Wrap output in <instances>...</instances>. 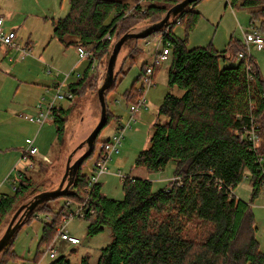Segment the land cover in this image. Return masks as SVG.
<instances>
[{
    "label": "trees",
    "instance_id": "16d2710c",
    "mask_svg": "<svg viewBox=\"0 0 264 264\" xmlns=\"http://www.w3.org/2000/svg\"><path fill=\"white\" fill-rule=\"evenodd\" d=\"M136 1L68 0L67 13L52 19L53 36L62 44L93 46L80 77L68 83L74 97L81 94L91 76L96 55L108 57L112 41L105 38L107 34L118 39L137 26L156 22L181 0H150L144 12L136 7L125 14ZM198 1H192L174 17L165 31L164 38L170 43L166 83L181 93L168 91L163 95L149 145L133 161L134 166L148 171H158L172 161L175 179L153 189L151 180L145 177H125L122 198L107 197L98 181L89 185V175L81 172V165L94 152L96 137L71 187L61 195L67 205H83V217L89 220L87 235L109 228L110 241L100 249L96 264H264L249 204L229 191L241 183L245 174L250 180L251 200L262 187L264 166L259 165L257 155L264 156V80L252 56L248 60L237 58V53L244 50L240 40H231L226 53L212 45L187 48L184 40L172 34L174 25L184 24L187 30L197 21L199 13L192 11L191 5ZM229 4L250 8V24L264 31V0H229ZM131 40L137 39L127 41ZM235 58L236 63L220 66V59ZM145 66L146 62L140 65L139 75L125 92L129 102L138 94L134 84ZM159 68L154 67L153 77ZM70 110V106L62 105L52 109L58 141L63 140ZM161 117L165 118L163 122ZM108 119L107 111L105 125ZM253 125L259 136L255 149L246 136ZM19 173L13 192H0V224L32 187L30 176ZM48 202L38 205L24 220L26 223L39 214L47 216L40 236V241L47 244L71 211L65 204L53 210ZM191 221L202 228L198 239L186 233L185 227ZM17 231L0 252V264L16 258L11 244ZM39 257L33 258L32 264H38ZM46 264L75 263L61 255ZM76 264H90L88 255Z\"/></svg>",
    "mask_w": 264,
    "mask_h": 264
},
{
    "label": "rangeland",
    "instance_id": "374dc122",
    "mask_svg": "<svg viewBox=\"0 0 264 264\" xmlns=\"http://www.w3.org/2000/svg\"><path fill=\"white\" fill-rule=\"evenodd\" d=\"M68 8V0H0V16L4 19L5 28L14 31L13 40L16 44L12 47L0 46V192H13V187L18 182L19 171L30 176L32 182V187L20 197L13 210L0 224V237L22 202L59 184L65 172L67 159L71 155L72 163L84 152L86 145L81 143L100 119L97 89L102 84L106 70L108 57L105 54L96 55L97 59L94 62L96 67L82 88L81 94L69 101L59 102V105L71 108L62 141L57 140L55 125L51 119L42 125L29 120L30 116L35 117L34 105L41 96L38 94L40 91L38 86H49L48 88L52 89L55 83L63 81L66 72L74 67L76 71L82 72L87 65V60H79L77 46H66L53 36L52 19L65 15ZM191 10L198 12L199 18L189 29L185 30L184 24H176L172 28V34L184 40L187 48L212 45L214 49L225 50L227 53L231 40L241 41V30L248 29L250 25V8L230 5L228 0H200L191 5ZM170 19L172 22L173 17ZM146 25L137 26L132 31ZM259 33L264 35V31ZM158 34L160 33L152 32L145 38L127 41L118 52L114 67L116 82L105 95L106 108L109 112L108 123L97 136L93 154L81 165L82 173L90 175L93 172L99 144L116 132L119 124L126 123L130 102L125 98V92L139 75L140 65L144 62L146 65L150 63L156 39L159 38ZM116 40L115 38L111 42V46ZM23 50L28 53L24 55ZM250 54L264 80V48L256 50L252 47ZM237 61V58L220 59V66L231 65ZM167 64L168 62L160 66L154 75V85L146 92L147 108L135 113V121H132L131 127L123 132L119 152L111 156L105 163L106 170L99 175L101 191L107 197L122 198V180L125 177H145L151 180L153 189H158L169 180L175 179V176H172L174 171L172 161L158 171H148L133 164L136 154L149 145V137L162 95L168 91L176 95L181 93L180 89L168 87L166 83ZM73 80H76L74 74L65 81L62 91H66L68 83ZM139 83V80L135 81L134 86H138ZM50 94L47 93V97ZM160 120L163 122L165 118L161 117ZM25 138H34L38 150L27 160H20ZM233 192L236 197L249 204L258 249L264 253V187H261L260 193L251 200L250 180L245 174ZM47 201L53 210H58L64 204L72 212L76 210L73 203L66 204L63 196ZM46 218V215L39 214L19 228L11 244L16 258L4 260L3 264H32V259L39 255L38 264H46L51 260L47 255L42 256L48 244L40 241L41 229ZM88 222L89 220L83 216H73L68 220L66 230L78 237L80 243L71 245L62 239H55L53 249L56 257L66 256L71 263L76 264L81 257L88 255L89 263L96 264L100 249L110 241V230L105 227L92 236L87 235ZM185 228L187 235L196 239L202 230L192 221L187 223Z\"/></svg>",
    "mask_w": 264,
    "mask_h": 264
},
{
    "label": "built area",
    "instance_id": "2783aa9c",
    "mask_svg": "<svg viewBox=\"0 0 264 264\" xmlns=\"http://www.w3.org/2000/svg\"><path fill=\"white\" fill-rule=\"evenodd\" d=\"M150 0H137L132 7H130L125 14L132 13L136 7L139 8L141 12H144L146 4ZM229 2V0H228ZM176 23H179V19H175ZM170 25V24H169ZM169 25L164 28L163 31L158 34L159 38L156 39L155 42V50L152 54V58L150 59V63H148L143 72L141 73L139 79V85L136 87L138 94L136 95L134 101L128 104V112L129 117L126 123L119 124L117 126L116 132H114L110 137L106 138L99 144V150L97 158L94 162L93 172L89 175V185H93L99 179V175L106 170L105 163L111 159V156L119 152V146L123 139V132L128 128L131 127V122L135 121V113L141 109L147 108V99H146V92L154 85V77H153V69L155 66H161L169 62L170 59V43L164 38V34L166 29L169 28ZM241 42L244 46L243 51H239L237 53V58H246L247 60L251 58V48L254 47L256 50H261L264 48V35L259 33L256 26L250 24L248 29L241 30ZM15 33L11 29H6L4 24V19L0 16V46L12 47L16 46L14 43ZM106 39L114 41L111 35L107 34L105 36ZM93 46L84 47L78 46L77 52L79 56V60L88 59L91 56V49ZM24 55L28 52L23 50ZM95 61H93L91 65V70L95 69ZM78 63V62H77ZM76 63V64H77ZM76 66V65H75ZM246 66L247 63H246ZM76 67L72 68L68 72L64 74V79L62 82H57L52 87L51 92H49V88H46L45 92L40 96V99L35 104L36 114L35 117L30 116L29 120L37 122L39 124H43L46 120L51 119V112L53 108H57L60 105L61 100H71L74 98V94L71 90L67 89L66 91H62L63 86H65V81L71 77V75H75L76 78L80 77L81 72L75 70ZM247 69H250L247 67ZM58 75V73H56ZM250 78V75H248ZM46 93H51L50 96L47 97ZM134 117V120H133ZM255 126L253 125L252 128L247 132L246 136L248 140L252 143V147L255 149L259 143V136L254 129ZM25 147L22 149V154L20 156V160H27L29 157L34 156L37 153V146L34 143V138H25L24 140ZM258 163L263 168L264 163V156L257 155ZM26 169V167L24 168ZM20 172V171H19ZM20 174V173H19ZM18 174V175H19ZM121 176V175H120ZM122 177V176H121ZM262 187H264V179L262 180ZM234 189L229 188L230 194L235 195L233 192ZM236 196V195H235ZM83 205L77 206L75 212L69 211V213L61 220L60 225L56 227L55 236L47 245V248L43 251V255H47L50 258L56 257L55 250L53 249L55 239L59 238L71 245L79 244L80 239L76 236L71 235L67 230V222L73 216H83Z\"/></svg>",
    "mask_w": 264,
    "mask_h": 264
},
{
    "label": "water",
    "instance_id": "95a60500",
    "mask_svg": "<svg viewBox=\"0 0 264 264\" xmlns=\"http://www.w3.org/2000/svg\"><path fill=\"white\" fill-rule=\"evenodd\" d=\"M192 1L194 0H181L176 4L169 7L160 20L149 23L146 26L136 30L129 31L122 34L112 45V49L108 55L106 70L104 74V78L102 84L97 89V99L100 107V119L97 125L93 128V130L88 134L86 139L81 143V145H86L84 152L72 163L71 155L67 159L65 172L59 182V184L50 190H44L34 194L28 201L23 202L19 207L15 210L12 217L10 218L3 234L0 237V252L2 249L8 244L11 240L15 232L19 229V227L24 223V220L29 215V213L35 209L38 205L46 202L49 199L58 197L63 195L68 189L71 187L77 169L81 162L89 156L94 140L99 134L100 130L106 123V102L105 95L111 86L113 80L115 79V62L118 52L120 51L122 45L130 39H140L149 36L152 32L159 31L160 29H164L171 23V17H176L180 12H182Z\"/></svg>",
    "mask_w": 264,
    "mask_h": 264
},
{
    "label": "crops",
    "instance_id": "0c3cea01",
    "mask_svg": "<svg viewBox=\"0 0 264 264\" xmlns=\"http://www.w3.org/2000/svg\"><path fill=\"white\" fill-rule=\"evenodd\" d=\"M62 17V16H61ZM59 18V17H58ZM57 19V18H56ZM43 86H45V85H43ZM35 87H37V85L35 86ZM49 87V86H48ZM48 87H41V85L40 86H38L37 88H39L40 89V91H38L39 93V95H42L43 93H44V91L46 90V88H48ZM35 89V88H34ZM51 87L49 88V92H51ZM47 94V93H46ZM165 94V93H164ZM38 95V96H39ZM162 97H163V95H162ZM162 97H161V99H162ZM161 99H160V101H161ZM34 108H35V105H34ZM35 114H36V108H35ZM1 193H5V192H1Z\"/></svg>",
    "mask_w": 264,
    "mask_h": 264
},
{
    "label": "bare ground",
    "instance_id": "6f19581e",
    "mask_svg": "<svg viewBox=\"0 0 264 264\" xmlns=\"http://www.w3.org/2000/svg\"><path fill=\"white\" fill-rule=\"evenodd\" d=\"M251 64H252V63H251ZM252 70H253V69H252ZM252 78H253V77H252ZM252 78H251V80H252ZM249 80H250V78H249ZM249 80H248V81H249ZM253 80H254V79H253ZM250 82H251V81H250Z\"/></svg>",
    "mask_w": 264,
    "mask_h": 264
}]
</instances>
